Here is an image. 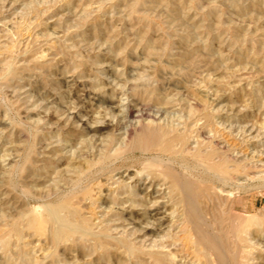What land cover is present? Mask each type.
Masks as SVG:
<instances>
[{
	"label": "rangeland",
	"instance_id": "374dc122",
	"mask_svg": "<svg viewBox=\"0 0 264 264\" xmlns=\"http://www.w3.org/2000/svg\"><path fill=\"white\" fill-rule=\"evenodd\" d=\"M22 67L26 69L16 75L11 73V69ZM1 73L0 226L17 217L22 208L24 212L34 206L27 201L23 202L25 207L14 208L11 202L3 206L4 200L9 197L15 200L23 195V189L31 188V184H27L31 183L29 178L18 176L29 164L31 166L27 168L37 169L36 175L44 174L45 167L50 173L55 167L65 171L71 168L67 165L72 163L70 158L81 152L84 155L80 158L87 156L95 161L123 146L126 128L139 126V118L135 114L128 115L127 109L134 107L140 92L147 100L164 99L163 104L151 108L149 116L140 118L142 123H156L170 130L186 132L189 136H186L187 143L182 145L183 162H189L196 152L214 151V160L226 156L224 159H228L229 168L238 167V172L227 175L223 184L213 175L217 182L208 181L207 184L215 187L219 194H222L219 188L234 191L232 214L236 211L234 214L242 217L256 212L264 218V0H0ZM144 90L146 93H142ZM107 97L114 101V107L105 102ZM74 99H78V103ZM58 108H65V113L59 114ZM74 115H81L82 120L90 121L94 126L105 121H110L111 126L105 128L104 133L90 136L83 132L80 121L74 122L77 119ZM177 145L175 149L180 148V144ZM43 159L52 161V165L46 166ZM115 161H107V166ZM128 169L130 176L140 171L138 166ZM118 171L131 187L114 189L117 183L122 184L123 177L119 178ZM128 172L120 168L96 174L102 182L110 175L113 177L102 186L107 185L113 193L104 189L103 194L107 200L118 198L116 202L120 204L114 206L122 205L124 212L114 214L117 208H113L107 213L105 206L108 204H101L99 200L92 216L83 212L87 217H93L95 231L104 225L111 226L106 238L130 241V249L167 250L161 244L175 241L177 246L171 244L169 249L174 253L179 250L180 256L169 257L172 264H204L191 258L190 244L185 246L181 239V220L175 221L178 213L175 204L165 211L170 221L164 223L166 228L159 233L161 237L130 233L133 224L122 222L119 216L137 215L144 219V207L136 206L139 198V201L144 200L143 194L132 198L127 196L126 190L139 193L138 188L147 186L146 191L151 193L157 187L154 184L148 186L150 176L145 172L137 174V182L135 177L125 179ZM5 174H9L8 178ZM54 175L49 177L50 183H59ZM11 180L14 181L10 185ZM114 180L116 183L110 184ZM82 183L96 186L98 181L85 179ZM165 187L158 186L161 190ZM152 196L155 195L144 198L146 204L153 202ZM127 198L134 199L135 205H130L131 200L124 202ZM173 201L170 198L168 204ZM216 204L218 209L222 206L228 211L229 204L223 199H218ZM231 218L225 221V227L233 243L236 221L233 216ZM151 219L149 221H153ZM259 228L258 231L252 227L250 233H243L246 241L239 242L240 250L247 257L243 261L248 264H264V223ZM27 231L23 230L20 240L14 234L10 235L14 240L8 242L9 249L0 240V264H142L145 260L147 264L151 263L147 256L132 258L123 247L115 250L106 245L108 247H102L104 251L100 246L94 249L91 238H80L83 244L76 246L84 249L86 256L67 249L71 241H65L58 248L54 261L46 257V261L40 262L43 255L48 254L47 240ZM63 251L68 252L67 256L62 254ZM110 252L113 254L109 256ZM18 254L22 255L19 257ZM100 257L104 259L98 260Z\"/></svg>",
	"mask_w": 264,
	"mask_h": 264
},
{
	"label": "bare ground",
	"instance_id": "6f19581e",
	"mask_svg": "<svg viewBox=\"0 0 264 264\" xmlns=\"http://www.w3.org/2000/svg\"><path fill=\"white\" fill-rule=\"evenodd\" d=\"M186 53H187V56L190 55L188 54V52ZM25 69L26 68L24 67L18 68V69H11L12 70L11 73L16 75L18 74V72L24 71ZM0 75H2V73ZM4 75L5 74H3V76ZM142 93H146V91L144 90V92ZM159 93H161V91H159ZM94 98L96 99V97H92V99ZM145 98H144V94H141V92L137 93L135 102H134V107H129L127 109L128 115L132 116L133 114H135V116L139 118V126L127 125L129 127H127L124 132V137L126 138L125 144L117 148L113 154L110 155L107 152L108 154H105L103 155V157H100L98 159L96 158L97 160L94 161V160L87 159L86 158L87 156L85 158H80V156L84 155V152H81L80 155L77 154L75 155V157L70 156L71 157L70 161H72V163L71 162L70 164L67 163V165H71L69 166V168L71 167L70 170L65 169L64 171L63 169H57V167H55L54 170H52V172L50 173V171L48 170V167L46 169V167L44 168L40 166L44 168L45 170L44 174L42 175L39 172L38 173L40 175H36L35 171L37 169L36 170L32 169V167L27 168L30 165L29 163H28L29 165L26 164V166L27 165L28 166L24 168L25 163L23 162L24 166L21 165V167L23 166L24 168V170L21 171L23 174L21 175L18 173V176L20 175L21 179H22L21 176L29 178V181H31V183L28 182L27 184H31V188H26V190L23 189L22 190L23 195L17 197V199L15 200L11 199L10 197L7 200H4L3 206L4 204L9 205L8 203L11 202L14 208L22 207L23 205L25 207L26 204L23 203L25 201L29 202V204L34 203V206L31 207V209L29 210L25 209L24 212H23V208L22 209L20 208L22 212H17L19 213L17 217L15 218L11 217L12 219H10L11 221L9 223L5 222L6 223L5 225L2 224L3 226H0V240H2L1 242H4L6 247L8 245V242H10V240L11 241L14 240L13 238H12L13 240L10 239V235L14 234L16 236V239L20 240L22 239L23 230L25 229V230L31 231L34 235L43 236L47 240V243H48L47 253L48 254L45 253V255H43L42 258L40 257L41 258L40 262L41 261L43 262L45 259H47L46 257L49 258V261H54L55 254L57 251H59L58 248H60L61 247L60 245H62L61 243L65 241H71V243L69 242L70 243L69 246L63 243V246L65 245L64 247L67 246V249H70L71 251L75 252L76 255L83 254L86 256V253H85L86 251H84V249L80 250L76 246L82 243L80 238L82 239L91 238L93 240V244H92L93 248L95 246H98V248L100 246L102 248L106 245L108 246L110 245V247L113 246V248L117 250L123 247L125 252L127 250L129 251V253L128 252L127 253L130 254L132 258L135 257V258L142 259L141 256H143L144 258L145 256H147L148 258L151 259L150 264H172L169 257H173L175 259V257L179 255L177 254L179 250H177V252L174 253L173 250L169 249L171 244L176 245L175 241L168 242V244L166 245L161 244L162 245L161 247H167V250H162L163 248L161 250L160 249L159 250H147V249L143 250L142 247H138V248L134 247L135 249H132V248L130 249L129 248L130 243L132 242H130L129 240L128 241L130 243L129 242L127 243L125 239H122V240L119 239L116 241H112L106 238V234H108L107 232L111 228V226L104 225L100 228V230L98 229V232L95 231L94 229L95 223L92 222L93 217L91 219V216L94 210H96V207L99 206L100 204V203L98 204L99 200H101V204H108L105 206L108 209L107 213L110 210L112 211L113 208L120 209L119 212L117 211V209H115L114 214L118 213L119 215L122 212H124V208L122 207V205L121 207L114 206V204L116 203L120 204V202L119 203L116 202L118 198L115 199L113 197L112 198L113 200L109 199L113 201L111 203V201L109 202V200H107L106 194H103L104 189L110 190V187H107L106 185L105 188L104 187L102 188V186H104V184L107 183L109 179H112L113 177L110 175L108 179L106 178L105 181L102 182V181H99L96 174H99V172L102 173L104 171L109 173V172H113L114 170H119L120 168H124V171L128 172L129 166H138L140 171L137 170L136 171L137 173H133L131 176H130L131 173L128 172L126 174L125 179L135 177L136 178L135 180L137 182L139 181L137 174L143 171L146 173L147 176H150L148 186H151V184H154L155 187L157 188H153L151 193L146 191L147 186L141 189L138 188L139 193H135L133 192V190H130V189H128L129 191L126 190V192L128 193L127 196L131 195L133 198V196H137L141 193L143 194L142 199L144 200L143 202L139 201L140 200L139 198L138 203L136 204V206L140 205L144 207V212H143L144 214H142V216L143 215L145 216L144 219H141L140 217H136L137 215L135 217H131L132 216L131 215V216L123 217V218H122V215L119 216V219L121 218L122 222L133 224V230L130 233L138 234V235L140 234L142 235V237L143 236L153 237L154 235L156 236V238L161 237L159 233L163 232V230L166 228L164 223L170 221L168 217L169 215H166L165 211L168 209V207L170 209L173 208L175 204L177 205V211H178V213H176L177 215L175 214L177 217L175 221L181 220V223L180 221H178V223H180L179 233H181L180 236H182L181 238L182 241H185L186 243L185 246H188L187 244H190V247H191L190 249H191V252L193 253V256L191 258L195 257L196 258L195 260H199V261L201 260L200 263L203 262L204 264H248L243 261L246 255L242 250H240L241 248H239L240 246L239 242L246 241L245 240L246 238L242 237V235L243 233H246V234L250 233V230L252 227H256V230L259 231L260 225L264 223V218L256 214V212L252 214L244 215L242 217L239 214L237 215L234 214L236 211L232 214L231 212L233 210V203L235 201L234 191L232 189L225 190V189L219 188V190L222 193V194H219L216 192L215 187H210L207 184L208 181H214V182L216 181L215 178L214 179L212 178L213 175L218 176V178L221 179L219 181L222 182L223 184L224 183L223 181L226 180L224 178L227 175H230V173H232L233 171L238 172L237 170L238 167H233L232 169H230L228 159H224V158H227L226 156L223 159H220V157L222 156L221 155L219 156V160L217 158H216L217 160H214L215 157H213V154L216 152L211 151L212 148L209 149V151L211 152H207V153L203 152L202 154L196 152L192 156L189 155V157L191 156V160L189 162L188 161L183 162L182 160L183 155H181V152H182V145L187 141L186 132H178L177 130H170L168 128H165L163 125H158L156 123L155 125H153L154 123H151V124L144 123L143 124L140 118H143V116H149L150 115L149 111H151V108L153 106H156V105L158 106V104L160 105L161 103L162 104L164 103L163 101L164 99L154 98L151 100L149 99L147 100ZM75 101H77L78 103L79 100L74 99V102ZM105 102H107V104L111 108L114 107L113 106L114 101L112 99H109V98L105 99ZM58 111H59V114H63L65 113L66 109L60 108ZM80 116L74 115L73 117L77 118L74 122L80 121L81 122L80 127L82 128L83 132L90 136H95L96 134L104 133L103 132L104 129L111 126L110 121H105L102 125L94 126L92 122L90 121L86 122L85 120H82ZM82 116H85V114ZM205 116H208V115H205ZM152 120H149V121L152 122ZM3 124L4 126L7 125L6 123H2L1 125ZM185 129H186V126H185ZM22 130L24 131V129ZM22 130H20L19 132H20V135L23 136ZM43 136H44V133H43ZM177 144L178 145L180 144V148H178L179 146ZM176 145L178 146L177 149H175ZM28 152H29V149H28ZM33 153H35L34 150H33ZM136 153H138L139 156L137 155V157L132 158L135 156ZM83 159L84 161H82ZM114 160L116 161L113 163V165L107 166V163H106L107 161L112 162ZM43 161L46 166H49L52 163V161L50 160L43 159ZM10 166L13 167L14 165L12 166V164H10ZM199 167H201L202 170H200ZM8 171H12V170H8ZM68 171L71 173L67 174ZM119 173H120L119 178L120 177L122 178L123 177V175L121 174L122 172L118 171L116 174H119ZM52 174H55L54 175L55 179L58 178L57 182L59 183H56L55 182L56 180L54 181L55 183H52L53 181L50 183L51 178L49 177ZM5 175L7 177L9 174H5ZM12 175L13 174H11V176ZM45 178L46 179L49 178V179L45 180ZM85 179H89V180L96 179L98 183L96 186H90L89 183L87 185H84L82 181ZM13 181L10 182V185L13 183ZM121 181H122V184L117 183V186L114 189L132 186V185L127 184V182H125L124 177ZM93 182H95V180ZM112 183H116V180L112 181L110 184ZM27 184L26 186L28 187ZM23 185L25 184L23 183ZM23 185H21V187H24ZM163 185L166 186L163 190H161V188H158V186L161 187ZM7 186H9V184ZM34 186H38V188L33 189ZM39 186L41 187L39 188ZM95 189H97L96 192H94ZM165 189H168V191L166 192ZM112 191L114 190H110L109 193L112 194L113 193ZM151 194L155 195V196H152L154 200L150 204H146L144 198L147 196H151ZM16 196H18V194ZM164 198H168V199L164 200ZM170 198L173 199L174 201L171 202V204H168V200L170 202ZM157 199L159 200L162 199L163 201L160 200L161 202H158ZM218 199L220 200L223 199L229 204L228 211L221 208L222 206H220V208L218 209V206L216 204ZM128 200H131L130 205H135L136 203L135 200L131 198L124 199V202H127ZM83 212H86V213L89 212L91 216L87 217L86 215L83 214ZM172 212H175V211L172 210ZM172 212L171 214H173ZM226 213H227V217H225ZM228 213L230 215H228ZM231 216H233L235 218L234 220L236 221V226L235 228L233 227L234 230L232 231V236L234 238L233 243L230 241L232 239L228 238L229 231H227L228 228L226 229L225 227V221L228 220V218H230L231 220L232 219ZM149 218H152L153 221H149ZM172 218H175V216ZM235 221H233V223ZM102 222L103 220L99 221V224H101ZM227 225H229V222ZM174 237H172V240ZM177 239L179 240V237ZM181 244L183 245V242ZM241 246H242V243H241ZM23 247H25V245ZM181 248L182 247H180V249ZM104 249L102 248L101 251H104ZM97 250L99 251V249ZM28 253H30V251ZM66 253L63 251L62 254L67 256ZM108 254L110 256L111 254H113V252H110ZM189 254L191 255V253ZM21 255L18 254L19 257ZM23 256L25 255L23 254ZM111 257L113 258V256ZM38 259H36L35 261L38 262ZM99 259H104V257L103 258L100 257L98 258V260ZM8 263L10 264V262ZM143 263L147 264L148 262L145 260ZM33 264H35V262Z\"/></svg>",
	"mask_w": 264,
	"mask_h": 264
}]
</instances>
